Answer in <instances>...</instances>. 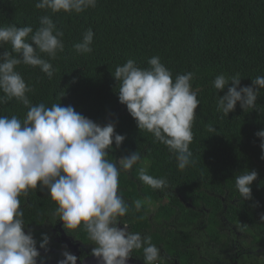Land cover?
Here are the masks:
<instances>
[{"label":"trees","instance_id":"obj_1","mask_svg":"<svg viewBox=\"0 0 264 264\" xmlns=\"http://www.w3.org/2000/svg\"><path fill=\"white\" fill-rule=\"evenodd\" d=\"M36 3L0 0V26L35 29L39 17L48 14L64 32L65 47L51 61L56 69L51 79L39 67L21 64L17 71L32 86L28 96L34 104L50 107L60 102L102 125L115 121L116 131L126 139L120 148L113 145L109 150L110 160L134 151L141 154L133 169L122 171L119 178L121 194L131 206L122 218L130 229L150 236L161 254L175 257L179 264H210L208 260L224 264V259L233 264H264V221L259 220L264 212V159L260 138L255 136L264 128V88L256 108L244 112L238 102L224 116L217 110V100L227 88L218 93L213 87L222 73H239L241 86L264 76V0H98L95 8L82 13L55 14L37 9ZM89 27L95 33L93 50L77 54L73 45ZM5 50L11 51V45L0 47V53ZM152 56L161 58L173 78L194 74L192 90L201 102L190 144L196 164L183 171L167 146L152 133L139 130L115 91L112 71L117 65L133 59L147 68ZM27 111L15 99L0 104V116L24 118ZM141 167L156 178H166L168 187L153 189L139 181ZM247 168L259 173L252 186L259 202L256 208L243 201L235 188L236 172ZM136 199L144 202L139 211L133 205ZM20 200L27 227L40 240L47 225L58 219L54 215L58 205L39 186ZM74 235L88 241L82 229ZM134 254L143 261L142 250Z\"/></svg>","mask_w":264,"mask_h":264},{"label":"clouds","instance_id":"obj_2","mask_svg":"<svg viewBox=\"0 0 264 264\" xmlns=\"http://www.w3.org/2000/svg\"><path fill=\"white\" fill-rule=\"evenodd\" d=\"M98 0H37L35 7L46 12L82 13L95 8ZM95 33L89 27L81 40L73 45L77 54L92 52ZM64 32L51 15L39 17V27L0 26V47L11 45V51L0 53V104L15 99L27 109L24 118L16 115L0 116V264H47L51 236L42 233L39 242L33 229L27 227L21 208V196L29 189H45L57 203L54 215L63 221L69 232L82 229L95 245L92 255L97 264H127L135 250H142L144 264H157L161 249L150 236L129 229L122 218L130 205L119 188L120 174L130 171L141 160L138 151L110 160L109 150L120 148L126 135L116 131V122L100 124L76 111L72 105L41 102L34 104L28 96L33 91L17 66L39 67L51 79L56 71L51 63L64 50ZM15 53V55L13 54ZM46 54L47 58L44 55ZM147 68L133 59L117 65L112 71L117 81L115 91L119 102L126 105L140 131L152 133L157 141L175 154L177 166L183 171L195 165L190 144L193 141V121L200 105L197 92L192 90V72L173 73L159 56L148 59ZM242 76L219 74L213 87L219 95L217 110L224 116L233 112L237 103L244 110L256 108L264 76H256L250 86H241ZM64 92L60 94L64 96ZM215 131L214 128L210 129ZM255 136L264 159V128ZM256 169L247 168L235 174V188L239 197L259 202L253 194V183L258 180ZM139 181L153 189L168 187L166 178H156L145 167L138 170ZM136 199V211L143 207ZM264 221V212L259 213ZM121 224L123 226L121 227ZM27 227V231L25 230ZM39 243V247H38ZM58 264H77L78 257L67 245L63 246ZM83 264V258H81Z\"/></svg>","mask_w":264,"mask_h":264},{"label":"flooded vegetation","instance_id":"obj_3","mask_svg":"<svg viewBox=\"0 0 264 264\" xmlns=\"http://www.w3.org/2000/svg\"><path fill=\"white\" fill-rule=\"evenodd\" d=\"M152 208L155 210L156 206H153ZM128 225L130 229V224L128 223ZM122 226L123 224H121V227ZM76 231L77 230H73L69 232L68 230H66L63 226V221L59 219H57L53 225H47L46 233L50 234L51 236L50 250L47 253H44L43 250H41L42 255H47L49 257L47 264H51L52 262H58L60 259L63 258L61 252L63 250L64 245H67L72 253L78 252L79 260H81V258H83L84 260L88 257L93 256L92 248H94L95 245L92 244L89 239L88 241H84L83 239L76 237L74 235V232ZM37 241L39 242V239H37ZM131 259L144 264V261L139 260L141 259V257L136 256L134 253L131 256ZM208 262L210 264L213 263L209 260ZM222 262L224 264H233L232 262L226 259H224ZM157 264H179V262L175 257L169 254H161V258L159 261H157Z\"/></svg>","mask_w":264,"mask_h":264},{"label":"water","instance_id":"obj_4","mask_svg":"<svg viewBox=\"0 0 264 264\" xmlns=\"http://www.w3.org/2000/svg\"><path fill=\"white\" fill-rule=\"evenodd\" d=\"M73 254H75L78 257V252H74ZM58 262H52L51 264H57ZM77 264H81V260H79V258L77 259ZM83 264H97V259L94 256L88 257L86 259L83 260ZM127 264H143L140 262H136L134 260L131 259V257L128 259Z\"/></svg>","mask_w":264,"mask_h":264}]
</instances>
